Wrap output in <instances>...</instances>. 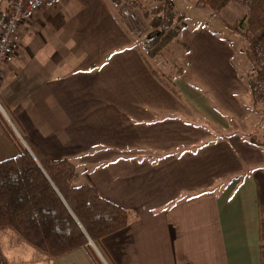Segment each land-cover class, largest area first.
Wrapping results in <instances>:
<instances>
[{
    "label": "crops",
    "instance_id": "1",
    "mask_svg": "<svg viewBox=\"0 0 264 264\" xmlns=\"http://www.w3.org/2000/svg\"><path fill=\"white\" fill-rule=\"evenodd\" d=\"M173 1L181 13L203 6ZM161 2L36 10L2 65L9 122L51 158L71 160L79 185L129 211L128 227L102 240L105 264H264V149L231 124L250 118L251 90L230 41L184 26L189 63L174 95L145 49ZM16 154L5 146L0 160ZM37 251L43 263L96 264L85 248Z\"/></svg>",
    "mask_w": 264,
    "mask_h": 264
},
{
    "label": "trees",
    "instance_id": "2",
    "mask_svg": "<svg viewBox=\"0 0 264 264\" xmlns=\"http://www.w3.org/2000/svg\"><path fill=\"white\" fill-rule=\"evenodd\" d=\"M197 1L219 13L234 0ZM247 4L246 15L230 27L248 40L245 53L252 63L262 64L263 57L253 50L259 46L264 51V0H247ZM149 14L152 31L145 49L157 58L182 33L185 16L173 0H162ZM184 69L174 78L156 72L178 98L182 95L175 79ZM255 72L248 83L256 105L261 97L264 100L255 93V81H264V68L255 67ZM0 123L17 147L15 156L0 160V231L51 257L85 248L96 264H103L91 243L103 254L102 240L128 227L129 211L105 199L91 184L75 185L79 172L71 160L53 159L31 140L22 141L1 112ZM249 140L264 149L258 137L249 136Z\"/></svg>",
    "mask_w": 264,
    "mask_h": 264
},
{
    "label": "rangeland",
    "instance_id": "3",
    "mask_svg": "<svg viewBox=\"0 0 264 264\" xmlns=\"http://www.w3.org/2000/svg\"><path fill=\"white\" fill-rule=\"evenodd\" d=\"M147 1L153 2L155 0ZM247 9V0H234L219 13L212 11L209 7L203 4L202 8L198 11H183L185 20L182 22V25L193 30L206 27L210 30L216 31L221 37L230 41L234 51L233 63L239 74L244 76L247 83L246 85L250 89L248 79L251 75H257L255 72V67L264 68V63L260 64V61L256 62L255 65L252 63L245 53V48L248 47V40L230 27L232 24L242 19L246 15ZM258 48L259 46L254 48V53L257 54L258 50H262V48ZM189 52V43L186 42L183 34L181 33L177 39L171 41L167 46L162 48L157 58H154V56L148 54L147 51L146 56L150 65L158 73L162 74L163 76H170L171 78H174L180 69L187 67V64L189 63ZM262 60L264 61V57ZM260 82L261 81L258 82V85H260ZM262 94L264 96V91ZM247 102L249 103V101H246V103ZM1 103L5 111L0 110V112L4 115L8 123L14 129L13 125L9 122L10 120L7 116L8 111L2 100ZM251 106L252 109L249 111L250 118L246 122L239 123L237 121L231 120L232 130L237 129L238 131H241L244 133L243 136L249 133L250 136H256L258 139L264 141V100L260 99L256 105H254L252 102ZM15 127L17 128L16 125ZM18 132L22 134L19 130ZM4 133L3 140L0 141V150L5 149L6 146L13 149L16 154L17 147L14 144V141L6 131ZM19 137L22 141H24V136L22 137L19 135ZM80 182L81 180L76 181L75 185H79ZM91 244L93 245L102 263L105 264L102 254H100L99 250L93 243ZM0 250V260H2V264H52V262L43 263L40 260V252H38L36 248L30 246L24 240L14 236L8 231H0Z\"/></svg>",
    "mask_w": 264,
    "mask_h": 264
},
{
    "label": "built area",
    "instance_id": "4",
    "mask_svg": "<svg viewBox=\"0 0 264 264\" xmlns=\"http://www.w3.org/2000/svg\"><path fill=\"white\" fill-rule=\"evenodd\" d=\"M58 2L59 0H0V82L3 78L2 65L14 53L12 40L19 26L29 22L36 10L46 9ZM124 15L127 18H134V15L129 11H125ZM258 51V54L264 57V51ZM259 81H261L260 85H258ZM258 82H256L255 93L256 96H261L264 91V81L258 80ZM260 99L262 100V97ZM0 110L5 111L1 100ZM0 264H2V260H0Z\"/></svg>",
    "mask_w": 264,
    "mask_h": 264
},
{
    "label": "water",
    "instance_id": "5",
    "mask_svg": "<svg viewBox=\"0 0 264 264\" xmlns=\"http://www.w3.org/2000/svg\"><path fill=\"white\" fill-rule=\"evenodd\" d=\"M150 37V36H149Z\"/></svg>",
    "mask_w": 264,
    "mask_h": 264
}]
</instances>
